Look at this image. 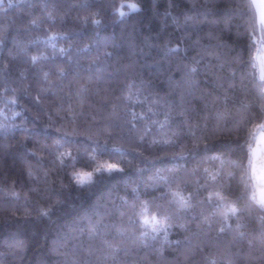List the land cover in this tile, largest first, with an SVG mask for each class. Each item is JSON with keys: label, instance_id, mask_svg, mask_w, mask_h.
I'll use <instances>...</instances> for the list:
<instances>
[{"label": "trees", "instance_id": "1", "mask_svg": "<svg viewBox=\"0 0 264 264\" xmlns=\"http://www.w3.org/2000/svg\"><path fill=\"white\" fill-rule=\"evenodd\" d=\"M246 2L4 0L0 5V34H3V43H0V264H57V261L72 264L85 258L77 251L80 241L90 247L87 258L99 259L101 264H112L113 259L123 264H264V232L261 231L264 213L256 207L251 215H243L242 227H236L231 206L245 207V188L239 182V171L235 170L231 191L223 190L229 183L227 173L234 171L223 158L205 162L199 156H185L172 162L192 172L187 178L190 187L181 192L185 198L189 193L196 194L195 208L180 221L186 228L173 227L165 237L163 231L154 232L149 222L136 233L135 239H129L124 231L119 238H110L108 244L101 243L99 232L91 237L86 231L80 234L89 217L95 219L112 202L119 204V197L131 194L137 182L143 184L148 179L147 173L137 171L143 165L132 148H138L145 156H162L165 153L156 147L149 149L152 140H158L161 145L166 140H176L165 120L166 107L154 108L155 115L147 111L158 97L162 105L164 100L173 103V117L179 110H187L188 123L197 136L205 122L211 129L219 120L224 130L212 138L213 142L243 141L247 137V128L240 126L237 130L233 118L238 113L257 111L264 103L260 82L251 74L255 70L243 69L244 88L228 91L226 105L223 103L225 92H219L220 99H217L215 90L217 77L228 75L231 71L228 65L237 53L243 52V59L248 61L251 14L247 7H235ZM121 4L124 5L122 17L111 7ZM128 4H136L138 10L129 11ZM85 16L89 17L87 22L83 21ZM214 19L221 22L212 24ZM225 19H230L227 29L223 24ZM93 20L100 23L94 24ZM255 35L259 40L258 32ZM149 46H152L150 54ZM255 47L251 45L252 50ZM141 50L150 55L148 60L141 55L140 62L145 64V77L153 81V90L137 96L139 82L132 81L127 119L135 111L138 116L146 114L148 120L138 122L137 129L130 133L131 141L107 139L103 134L107 113L99 107L100 97H95L96 103L90 107L83 94H77L79 86L75 83L70 86L61 69L79 65L86 78L97 74L105 77L118 71L123 75L116 61L127 59L130 51L140 55ZM107 53L112 54L110 58ZM33 56L37 57L35 62ZM193 57L203 58L204 64H193ZM5 64L8 69L2 71ZM184 64L199 69L193 77L199 83L189 85L182 81ZM240 75L238 70L237 84ZM80 84L92 86L87 79ZM12 100L17 102L13 104ZM82 110L85 117L77 115ZM73 118L83 134L68 141L71 146L64 144L58 148L55 142L64 134L62 126L70 125ZM146 127L151 130L145 132ZM57 128L62 130L57 132ZM228 129L232 130L230 136ZM89 135L93 139L98 136L101 144L107 140L110 151H120H113L111 158L99 156L95 145L87 139ZM141 135L145 136L143 144L139 143ZM171 150L179 151V147ZM107 163H120L124 172L100 177L90 187L78 188L74 181L70 183L73 172L86 173ZM205 168L210 175H218L215 182L204 173ZM247 192L249 195L252 192L250 185ZM153 194L158 196L160 192ZM44 209L50 215H43ZM154 212V206L149 205L144 214L151 217ZM201 212L212 220L210 231L205 222L192 218L200 217ZM222 214L229 215L231 224V228L225 226L223 233L219 231Z\"/></svg>", "mask_w": 264, "mask_h": 264}, {"label": "snow or ice", "instance_id": "2", "mask_svg": "<svg viewBox=\"0 0 264 264\" xmlns=\"http://www.w3.org/2000/svg\"><path fill=\"white\" fill-rule=\"evenodd\" d=\"M3 4V0H0V5ZM11 6V4L9 5ZM129 8L138 10L136 4H128ZM247 7L251 14L249 20V37H250V51L249 58L246 62L243 59V52L237 53L228 67L231 71L227 76L217 77V83L215 90L217 92V99H220L219 92H225L223 96V103H228L229 97L226 94L228 91H234L239 87L244 88V68L249 70L254 69L255 72L251 73L256 76L260 82V92L264 97V0H247L246 5L237 4L236 8ZM113 12L119 16H124L122 11L124 5L119 6L111 5ZM172 7V4H169ZM215 7V5H213ZM88 16L83 17V21L87 22ZM221 21L211 20L212 24H218ZM92 23L99 24V20H93ZM225 29L229 27L230 19L223 21ZM259 31L260 38L257 39L255 33ZM170 42V41H169ZM0 43H3V34H0ZM251 45H256L255 49H251ZM155 47L161 48L162 45H156ZM64 52V49L60 50ZM152 51V46H149V54ZM176 51V50H173ZM143 53L137 55L130 51V54L125 60H117L120 64L121 71L116 73H109L105 77H101L99 74L95 76H88L87 78L82 75V69L79 65L72 68L61 69V75L69 79L70 86L75 83L79 86L78 95L83 94L84 99L89 102L91 107L95 97H100L99 107L103 109L107 115L104 118L103 134L107 139H122L131 141L133 137L130 135L132 130L137 129L139 121L148 120L146 114H140L139 116L135 111L131 112V119H127L129 115V102L132 101L130 89L132 87V81H138L139 87H137V96L142 92L151 93L153 90V81L150 77H145L144 68L145 64L140 62L141 55L144 60L150 59V55ZM111 53H107V57H111ZM136 56L133 59V56ZM185 55H187V49H185ZM166 56V53H165ZM164 57H162L163 59ZM36 56L32 57V61L35 62ZM192 63L197 65H203L204 59L192 58ZM182 71V81L189 85L199 83L194 80L193 77L198 73L197 67H190L188 64H184ZM8 65L5 64L2 71H7ZM223 72V66L221 67ZM241 72L239 78V84H237V71ZM207 73V69H206ZM48 75L47 73L45 74ZM87 79L88 84L91 87H86L80 84L81 80ZM171 83V82H170ZM7 92V88L4 90ZM15 91V90H13ZM101 93L103 94L101 96ZM55 95L56 93H52ZM148 99V97H145ZM17 101L12 100L11 103L15 104ZM36 103H39V97L36 98ZM166 107L165 120L168 123L170 129L173 130V135L176 137L175 141H164L163 145L156 139L148 145L149 149L156 147L160 152L165 153L162 156H145L138 148H132L131 151L139 156L140 162L143 165L142 168H138L137 171L148 174V179L141 184L137 182L132 188L131 194H125L119 197L120 203L116 204L112 202L104 207L103 212L97 214L95 219L89 217L80 230L81 236L86 231L89 237L94 236L97 232L100 233L102 244H108L109 239L119 238L124 231H127L129 239H135L136 233L139 232L145 225H153V231H163L165 237L169 234V229L173 227L186 228L181 220L187 218V214L192 212L195 208L193 200H195V193H189L185 198L181 195L183 189L190 187L189 180L187 179L192 175V172L187 168L181 169L173 165V161L183 159L185 156H199L202 161L218 160L223 158L228 163V166L234 171L227 173V179L229 183L223 186L225 192H230L232 188L231 181L236 177V171H239V182L244 185L245 199L247 204L243 208H237L235 205L231 206V213L237 220L236 227L239 229L242 227L241 220L244 214L251 215L254 208L258 207L259 210L264 213V200L259 199L257 191L260 187H264V103L259 106L257 111H249L246 113H238L234 117V126L238 130L240 126L247 128V137L241 141H229L228 143L213 142L212 138L216 137L219 132L224 130V126L221 123L217 124L213 128H209L207 122L200 127V136H197L193 126L188 123L187 110L181 109L177 112L175 117L172 116L173 103L168 100H164L161 104L158 97L152 107L148 108V112L155 115L154 108ZM84 107V100L81 101V109ZM72 106L69 105L71 111ZM20 113H17L19 115ZM79 117H85L83 110L77 114ZM94 119V118H93ZM155 124L156 121H151ZM173 125L175 128L173 129ZM70 127V130H69ZM163 124L160 125L162 129ZM63 135H61L55 142L57 147H63L64 144L71 146L68 141L73 140V137L82 135L80 125L77 123L76 118H73L70 125L62 126ZM62 129L57 128V132ZM151 129L146 127L145 132ZM231 129H228V135H231ZM88 141L95 145V151L99 156L107 155L112 157L113 151L119 152L120 149L109 150L107 140L101 144L99 137L93 139L91 135L87 137ZM145 136L139 137V143L143 144ZM203 141V146H201ZM189 144L191 147H189ZM179 147V151H172L171 148ZM235 157V159H233ZM245 158L247 162L245 163ZM222 160V163H223ZM157 164L159 166H157ZM204 173L208 176L210 181L215 182L218 179V175H210L208 169L205 168ZM124 168L120 163H107L95 167L93 171L86 173L73 172L70 176V183L74 181V186L82 188L85 185L89 187L96 184L100 177H110L116 173H123ZM199 181H197L198 183ZM251 186L252 192L249 195L247 192L248 186ZM160 192V195H154L153 193ZM146 198V199H145ZM223 199V198H222ZM152 205L155 208V212L151 217L146 216L144 213L148 206ZM139 209V210H138ZM43 215H50V212L46 209L42 210ZM193 219H200L206 223L207 230L212 228V220L209 216H204L201 212L200 217L193 216ZM230 219L228 214H222L221 228L219 231L224 232L225 226L231 228V224L228 222ZM261 231L264 232V226ZM144 233L141 232V235ZM179 243V242H177ZM77 251L81 252L85 258L74 260L72 264H101L98 259L92 261L87 257L90 255V247H85L84 242L80 241L77 244ZM57 264H67L66 261H57ZM112 264H123V262L113 259Z\"/></svg>", "mask_w": 264, "mask_h": 264}, {"label": "clouds", "instance_id": "3", "mask_svg": "<svg viewBox=\"0 0 264 264\" xmlns=\"http://www.w3.org/2000/svg\"><path fill=\"white\" fill-rule=\"evenodd\" d=\"M259 199L264 200V187H260L257 191Z\"/></svg>", "mask_w": 264, "mask_h": 264}, {"label": "rangeland", "instance_id": "4", "mask_svg": "<svg viewBox=\"0 0 264 264\" xmlns=\"http://www.w3.org/2000/svg\"><path fill=\"white\" fill-rule=\"evenodd\" d=\"M4 3V0H3ZM7 3H10L9 1H7ZM129 8V7H128ZM129 11H134V9L129 8Z\"/></svg>", "mask_w": 264, "mask_h": 264}, {"label": "water", "instance_id": "5", "mask_svg": "<svg viewBox=\"0 0 264 264\" xmlns=\"http://www.w3.org/2000/svg\"><path fill=\"white\" fill-rule=\"evenodd\" d=\"M258 32V36H259V38H260V33H259V31H257Z\"/></svg>", "mask_w": 264, "mask_h": 264}]
</instances>
